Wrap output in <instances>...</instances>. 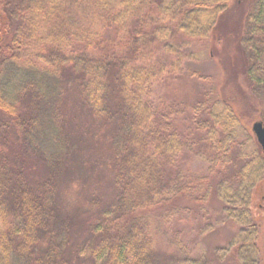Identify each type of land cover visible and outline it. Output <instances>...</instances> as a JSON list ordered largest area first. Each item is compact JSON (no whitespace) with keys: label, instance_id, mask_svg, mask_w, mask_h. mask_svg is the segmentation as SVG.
Returning <instances> with one entry per match:
<instances>
[{"label":"trees","instance_id":"1","mask_svg":"<svg viewBox=\"0 0 264 264\" xmlns=\"http://www.w3.org/2000/svg\"><path fill=\"white\" fill-rule=\"evenodd\" d=\"M236 1L243 0H0V264H169L156 254L167 222L148 212L178 195L205 205L214 192L238 226L219 258L235 247L239 264H260L253 201L263 189L264 151L253 130L215 89L202 92L188 108L211 150L197 154L210 159L209 174L187 178L178 160L186 148L199 151L198 140L195 148L171 122L165 129L151 102L167 69L148 59L152 43L174 55L171 69L185 57L180 44L167 43L164 21L187 45L212 35ZM246 30V74L260 91L264 0H256ZM69 100L108 132L114 196L107 201L95 187L80 201L70 202L68 191L65 198L62 175L79 161L68 122L82 114L67 108ZM165 163L176 170L170 181ZM70 207L85 216V236L65 213ZM177 235L172 244L188 250Z\"/></svg>","mask_w":264,"mask_h":264},{"label":"rangeland","instance_id":"2","mask_svg":"<svg viewBox=\"0 0 264 264\" xmlns=\"http://www.w3.org/2000/svg\"><path fill=\"white\" fill-rule=\"evenodd\" d=\"M158 1L154 0V2ZM255 2L256 0L234 2L222 16L212 35L205 39H193L187 45H181L185 39L167 25L169 20H165L161 26L167 34V39H170L167 43L180 44L185 56L182 64L174 69L169 66L174 59L172 53L167 52L158 42H153L150 47L148 59H155L167 66L164 74L154 83L151 98L159 124L165 129H170L168 124L171 122L177 133L179 132L181 137L195 148L194 138L198 140L199 151L193 153L186 148L178 160L180 170L187 178L196 177L198 174H209L207 168L210 159L202 158L197 154L202 152L209 157L211 150L201 141L204 135L196 130L192 112L188 108L202 92L215 89L252 130L256 121L264 122L262 115L264 88L256 91V87L246 74L249 58L242 44V37L247 32V17L254 8ZM149 24L153 23L148 21ZM151 30L158 31V29ZM192 72H196V76H192ZM74 91L76 90H73L69 96L78 105L79 96ZM67 108L72 111L81 110L74 108L70 100ZM82 109L80 119L77 117L76 120L68 122L69 130L74 131L73 138L78 144L76 159L79 161L76 165L70 163L62 175L61 183L65 198L68 191L70 202L80 201L95 187L98 195L107 201L114 196L112 180L114 171L107 144L108 132L102 130V123L94 119L87 109ZM37 160L35 156H31L27 164L33 166ZM167 165L169 166L165 167L164 175L165 179L170 181L175 177L176 170L173 169V165ZM94 166L96 171L93 174ZM46 172L47 170H42L40 173L43 175ZM232 172L233 167L226 168L225 173ZM212 178L218 179L214 175ZM63 182L69 185L68 190ZM99 185L100 188H97L96 186ZM262 188L255 194L253 201L254 216L260 228L258 241L261 248L260 264H264V184ZM71 207L66 208L65 213L72 215L77 236L81 234L85 236L89 231V228L86 229V221L83 220L85 216L77 209L71 210ZM224 209L225 203L214 192L205 205L193 202L184 195H178L174 200L153 208L154 214L150 210L148 213L159 214L160 218L167 222L164 227V237H160L156 248L158 258L169 264H182L188 257L195 258L201 264H239L235 247L227 251L224 257L218 256L220 249L227 245L238 229L236 224L225 217ZM168 212H170L169 221L164 218ZM175 235L182 238L188 250L179 251L172 244ZM187 264L191 263L187 262Z\"/></svg>","mask_w":264,"mask_h":264},{"label":"water","instance_id":"3","mask_svg":"<svg viewBox=\"0 0 264 264\" xmlns=\"http://www.w3.org/2000/svg\"><path fill=\"white\" fill-rule=\"evenodd\" d=\"M253 131L264 151V123L262 121H256L253 124Z\"/></svg>","mask_w":264,"mask_h":264}]
</instances>
